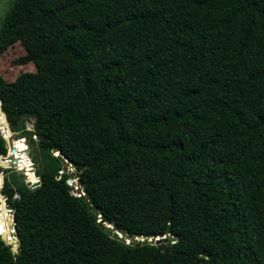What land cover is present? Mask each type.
<instances>
[{"label": "trees", "instance_id": "trees-1", "mask_svg": "<svg viewBox=\"0 0 264 264\" xmlns=\"http://www.w3.org/2000/svg\"><path fill=\"white\" fill-rule=\"evenodd\" d=\"M17 41L40 184L6 170L0 264H264V0H13Z\"/></svg>", "mask_w": 264, "mask_h": 264}, {"label": "rangeland", "instance_id": "rangeland-1", "mask_svg": "<svg viewBox=\"0 0 264 264\" xmlns=\"http://www.w3.org/2000/svg\"><path fill=\"white\" fill-rule=\"evenodd\" d=\"M12 3H13V0H0V27H1V23L5 15L11 9ZM25 54H26V50L19 41L12 43L4 51L0 52V82L3 85H6V86L10 85L20 73L35 72L36 68L32 62L19 63L17 61L19 58L23 57ZM31 122H32L31 119L25 120L26 130H32ZM0 132L4 138H8V141L5 139L7 146H8V152H7L8 156H4V158H2V160L6 161L7 164L5 166L0 165V168L4 169L3 171H0V173L2 174V177L4 176V174H7L6 170H9L12 168H18V167L29 168L31 164H36L33 161V158L31 155V153H34L38 157L36 149L34 147L32 148L29 146L27 138L24 137L21 133L12 131L10 125L9 127L6 125L5 120L2 117V115H0ZM19 139L23 140L24 144L26 145L25 149L20 154L27 158V161L25 162H19L20 158H18L17 152L10 151V148L15 146L14 142ZM13 157L16 158V161L12 160ZM68 169L71 170L69 172H75V169L71 166H68ZM26 170H29V169H26ZM35 170L37 171V168ZM27 172H28L27 175L24 174L25 180L28 177V179L32 180V182H35L37 178L33 176V179H32V177L29 174V171ZM69 183L73 185L74 190L79 186L78 185L79 183L76 179H70ZM6 215L9 216V212H7ZM7 224H8V227L12 231L11 233V237H12V235H14L13 225L11 223H7Z\"/></svg>", "mask_w": 264, "mask_h": 264}, {"label": "water", "instance_id": "water-1", "mask_svg": "<svg viewBox=\"0 0 264 264\" xmlns=\"http://www.w3.org/2000/svg\"><path fill=\"white\" fill-rule=\"evenodd\" d=\"M0 113H1L2 117L4 118L6 125L9 127V122H8L6 113L3 112V110H2L1 102H0ZM5 139L8 141V138H5ZM16 150L17 149H16L15 146L10 148V151L11 152H16ZM56 155L58 157L62 158V156L59 153H57ZM6 156H8V153L6 154ZM2 158H4V156H0V165L1 166H5L7 163H6V161H3ZM12 160L13 161H16V158L13 157ZM61 161L64 164L63 165L64 166V170L71 171L70 169H68L67 166H71L72 164L70 162H68L67 160H65L64 158H62ZM36 168H37V165L36 164H31L29 168H23V167H18L17 168V170H18L19 173H23V174L27 175V173H28L27 171H29V173L32 172L34 174V176L37 178V180L35 182H32L27 177L26 180H25L27 186L36 187V186H38L40 184V177H39V173L35 170ZM26 169H29V170H26ZM0 177H1V180H0V188H1L3 186V177H2V174L1 173H0ZM67 182L69 183L70 182V179H68ZM78 182H80V181H78ZM0 202L3 203L5 209L7 210L6 212H9V216L7 217L6 222L7 223H11L13 225V232H14V235H12V237H13L12 238L11 237L12 231L8 227V230L6 232H1V230H0V236H1L2 240H4L8 245L11 246L12 251L14 253H16L18 251V239H17L16 220H15L13 214H12L13 206L7 204L6 198L1 193H0ZM2 219H4V218L3 217H0V221ZM161 241H163V242H166L167 241V237L164 236V234H161L160 237L154 238V242H156V243H160Z\"/></svg>", "mask_w": 264, "mask_h": 264}, {"label": "bare ground", "instance_id": "bare-ground-1", "mask_svg": "<svg viewBox=\"0 0 264 264\" xmlns=\"http://www.w3.org/2000/svg\"><path fill=\"white\" fill-rule=\"evenodd\" d=\"M1 115V114H0ZM7 135V134H6ZM14 144H15V147H16V152H17V155H18V158H20V160H19V162H25V161H27V158L25 157V156H23V155H20L21 154V152L25 149V144H24V141L23 140H21V139H19V140H16L15 142H14ZM28 157V156H27ZM11 158V157H10ZM9 158V159H10ZM1 209H2V211H5L6 209H5V207H4V205H3V203L1 204V207H0ZM7 211V210H6Z\"/></svg>", "mask_w": 264, "mask_h": 264}, {"label": "built area", "instance_id": "built-area-1", "mask_svg": "<svg viewBox=\"0 0 264 264\" xmlns=\"http://www.w3.org/2000/svg\"><path fill=\"white\" fill-rule=\"evenodd\" d=\"M119 236H121V234H119ZM136 240H140V241H143L145 238L142 237V236H138V237H135ZM126 243H129L130 240L129 239H125Z\"/></svg>", "mask_w": 264, "mask_h": 264}]
</instances>
